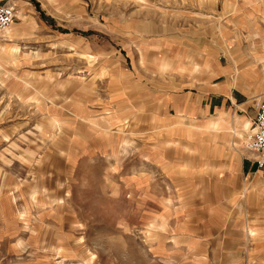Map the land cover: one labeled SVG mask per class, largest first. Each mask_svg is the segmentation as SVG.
Masks as SVG:
<instances>
[{
    "label": "rangeland",
    "instance_id": "rangeland-1",
    "mask_svg": "<svg viewBox=\"0 0 264 264\" xmlns=\"http://www.w3.org/2000/svg\"><path fill=\"white\" fill-rule=\"evenodd\" d=\"M9 3L0 264H264V167L238 191L207 110L228 62L264 86V0Z\"/></svg>",
    "mask_w": 264,
    "mask_h": 264
},
{
    "label": "crops",
    "instance_id": "crops-1",
    "mask_svg": "<svg viewBox=\"0 0 264 264\" xmlns=\"http://www.w3.org/2000/svg\"><path fill=\"white\" fill-rule=\"evenodd\" d=\"M10 1L7 0L8 3ZM239 68L237 63L228 62L226 68L219 69V75L223 79L218 84L215 83V86L212 88L211 101L207 108L208 111L212 112V115L208 123L213 127L218 126V128L227 129L226 133L220 138L218 136L216 141L217 149L220 144L226 145L225 156H228V159L222 162L219 167H227V170L233 171L234 177L238 182L236 189L244 193H249L253 190L252 187H254L252 181H250L251 174L257 175V173H262L263 169L257 168L255 162L256 154L243 149V140L240 131H244L248 124L251 125L255 115V101L260 93H262L264 86L262 83H259L257 87L255 85L253 88H250V86L242 84L240 79H243L245 74ZM253 70L254 68L247 73L250 79L255 78ZM201 120L203 121V119ZM203 122L206 123V120ZM229 127H231V130H229ZM239 158H241V163L238 165L237 160ZM230 160H233V162ZM259 223L260 225L258 227L255 229L252 228L255 231L251 232L253 235L258 233L262 237L264 236V222ZM245 226L246 228L248 227L247 222L240 227L238 233L240 239L247 237L248 232L244 229Z\"/></svg>",
    "mask_w": 264,
    "mask_h": 264
},
{
    "label": "built area",
    "instance_id": "built-area-1",
    "mask_svg": "<svg viewBox=\"0 0 264 264\" xmlns=\"http://www.w3.org/2000/svg\"><path fill=\"white\" fill-rule=\"evenodd\" d=\"M16 17L14 7L0 0V31L8 28ZM244 145L256 154V164L264 167V90L255 101V115L246 135Z\"/></svg>",
    "mask_w": 264,
    "mask_h": 264
}]
</instances>
